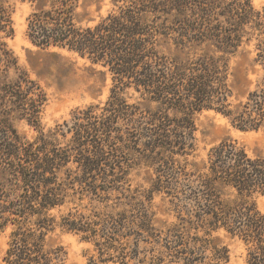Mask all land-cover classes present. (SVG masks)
Returning a JSON list of instances; mask_svg holds the SVG:
<instances>
[{
  "label": "trees",
  "instance_id": "trees-1",
  "mask_svg": "<svg viewBox=\"0 0 264 264\" xmlns=\"http://www.w3.org/2000/svg\"><path fill=\"white\" fill-rule=\"evenodd\" d=\"M92 1L0 0L3 262L65 264L62 237L71 235L93 246L92 264H227L228 247L213 238L223 232L243 246L245 264H264V213L254 201L264 195V157L234 140L204 162L195 156L203 111L241 131L264 125V79L234 103L231 69L253 40L264 68V8L251 0H111L95 22ZM18 2L32 8L26 34L34 46L74 53L112 80L104 104L77 109L48 133L41 123L48 96L4 42L15 36ZM17 121L38 136L22 137ZM142 168L155 178L149 189H133ZM156 194L175 223L156 227Z\"/></svg>",
  "mask_w": 264,
  "mask_h": 264
},
{
  "label": "rangeland",
  "instance_id": "rangeland-1",
  "mask_svg": "<svg viewBox=\"0 0 264 264\" xmlns=\"http://www.w3.org/2000/svg\"><path fill=\"white\" fill-rule=\"evenodd\" d=\"M99 1L89 2L87 9L89 19L95 22L113 9L111 0ZM251 1L255 9L264 8V0ZM14 12L15 36L5 39L4 42L18 59L20 68L36 81L48 96V103L41 113V123L46 133L59 126L63 127L65 122H71L77 109H84L91 104H104L108 100L112 80L106 69L64 49L43 50L34 46L26 34L27 19L32 12L31 6L18 2ZM256 44L257 42L253 40L232 59L234 103L245 102L249 94L255 91L264 79V68L257 63ZM131 95L133 92L126 96L128 101L136 103V95L132 99L128 98ZM195 122L197 162L206 161L210 150L226 140L237 141L246 148L251 157H264V125L258 131H241L235 128L228 118L213 110L197 114ZM14 125L19 134L29 141L38 136L37 131L27 122L17 121ZM154 178L152 170L145 168L135 170L132 187L133 189L140 187V190L149 189L150 180ZM164 197L162 194H156L151 204V209L156 215L154 220L157 228L162 227L165 222L169 226L177 221L174 213L169 211L170 206ZM254 201L257 208L264 213V195H256ZM213 238L221 246L228 247L230 260L227 264H245V252L240 243L223 232L215 234ZM6 242V236L0 234V264H5L3 256ZM62 242L68 250L65 264H92L91 258L96 255L92 245L81 242L78 237L71 235L63 236Z\"/></svg>",
  "mask_w": 264,
  "mask_h": 264
}]
</instances>
